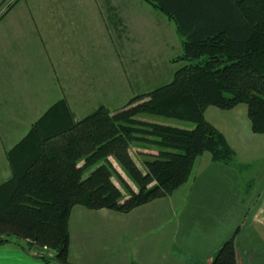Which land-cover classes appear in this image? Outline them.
Returning <instances> with one entry per match:
<instances>
[{"label": "trees", "instance_id": "obj_1", "mask_svg": "<svg viewBox=\"0 0 264 264\" xmlns=\"http://www.w3.org/2000/svg\"><path fill=\"white\" fill-rule=\"evenodd\" d=\"M143 1L176 25L183 54L175 62L184 66L170 83L115 113L100 106L76 122L64 101L54 104L7 153L11 177L0 183V248L24 243L53 252L58 264H72L74 207L129 214L185 185L204 153L215 163L233 161L227 138L205 119L209 107L246 105L252 132L264 135V0ZM140 115L196 127L154 124ZM137 144L152 147L140 153L145 172L130 153ZM48 255L40 254L45 264H51ZM212 264H237L234 239Z\"/></svg>", "mask_w": 264, "mask_h": 264}, {"label": "crops", "instance_id": "obj_2", "mask_svg": "<svg viewBox=\"0 0 264 264\" xmlns=\"http://www.w3.org/2000/svg\"><path fill=\"white\" fill-rule=\"evenodd\" d=\"M112 1L49 0L15 7L0 21V183L11 177L7 153L57 102L67 104L76 122L100 106L112 113L127 106L113 105L114 97H122L124 83L130 88L126 73L120 88L114 87L115 62L127 63L115 42L129 43L130 38L127 33L115 39L119 9L114 10ZM122 11L116 18L129 25L128 9ZM172 31L181 48L183 38L174 23ZM160 41L165 43L162 36ZM137 151L142 158L144 152ZM130 153L138 165L132 149ZM188 182L171 196L129 214L74 207L69 220L70 262L212 264L223 245L234 239L237 264H264V186L256 200L247 203L236 187L188 188ZM252 184L246 193L258 188ZM229 191L234 193L232 203L226 202ZM229 211L234 219L226 223ZM24 245L1 247L0 264H45L40 254H49L46 249Z\"/></svg>", "mask_w": 264, "mask_h": 264}, {"label": "rangeland", "instance_id": "obj_3", "mask_svg": "<svg viewBox=\"0 0 264 264\" xmlns=\"http://www.w3.org/2000/svg\"><path fill=\"white\" fill-rule=\"evenodd\" d=\"M47 1L49 0H0V21L15 7H34L43 2L47 3ZM111 5L114 10L119 9L118 12L114 11L116 13L114 17L115 39L116 36L121 37L127 33L130 38L129 43H119L115 40V46L119 47L117 48L119 51L120 49L124 51V62L128 64L126 63L127 66L126 64L121 66L120 62H115L114 87L120 88L121 76L125 73L130 78V88L127 90L124 83L122 97L119 99L114 97L115 102L113 105L118 107L127 105L132 98L138 95L149 93L158 87L170 83L175 72L184 66L182 62H175L183 54V48H180V41H177L172 31L174 22L143 0H113ZM125 8L128 9V16L125 18L128 20L129 25H122L118 21L119 19L117 20L116 18L117 14L123 15L122 9L125 11ZM155 29L163 32L159 33ZM161 36L165 43L160 41ZM155 52L156 55L153 57ZM158 52H161V55L158 56ZM119 59V61H122L121 58ZM138 119L183 130H193L196 127L194 123L158 116L140 115ZM205 119L225 134L230 146L236 152V157L231 162L215 164L211 161L210 154L204 153L195 163L191 179L187 184L188 188L191 186L198 188L224 186L233 191L232 187H236L234 190L240 189L243 202L247 201V203H250L255 201V196L260 187L264 186V135H257L252 132L247 106L241 104L233 110L209 107L205 112ZM150 149L152 147L144 144L132 146V153L142 171H145L140 161V159H143L139 157L137 150L152 152L148 151ZM114 164L122 176L135 189L126 174L115 162ZM115 182L119 186L118 181L115 180ZM250 182H253L251 186L254 185V187L258 188L246 193L247 190L245 191L244 189L247 188ZM233 194L231 191L226 193V202L232 203ZM204 195H207V193ZM228 213L226 223L234 219L233 214L230 211ZM16 240L14 237L11 238L13 242ZM47 251L52 257L55 256L53 252ZM55 263V259L51 260V264Z\"/></svg>", "mask_w": 264, "mask_h": 264}, {"label": "built area", "instance_id": "obj_4", "mask_svg": "<svg viewBox=\"0 0 264 264\" xmlns=\"http://www.w3.org/2000/svg\"><path fill=\"white\" fill-rule=\"evenodd\" d=\"M46 249V248H45ZM47 250V249H46Z\"/></svg>", "mask_w": 264, "mask_h": 264}]
</instances>
